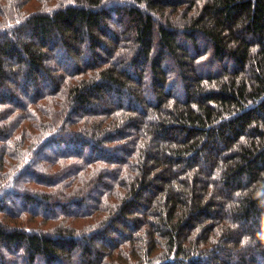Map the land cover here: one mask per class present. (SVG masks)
I'll return each mask as SVG.
<instances>
[{
  "label": "trees",
  "instance_id": "trees-1",
  "mask_svg": "<svg viewBox=\"0 0 264 264\" xmlns=\"http://www.w3.org/2000/svg\"><path fill=\"white\" fill-rule=\"evenodd\" d=\"M0 264H264V0H0Z\"/></svg>",
  "mask_w": 264,
  "mask_h": 264
},
{
  "label": "rangeland",
  "instance_id": "rangeland-1",
  "mask_svg": "<svg viewBox=\"0 0 264 264\" xmlns=\"http://www.w3.org/2000/svg\"><path fill=\"white\" fill-rule=\"evenodd\" d=\"M38 114L40 115V117H42L41 114H40L39 112H38Z\"/></svg>",
  "mask_w": 264,
  "mask_h": 264
}]
</instances>
